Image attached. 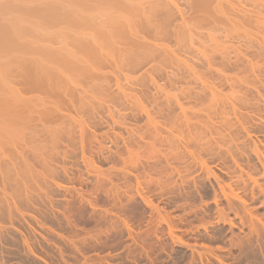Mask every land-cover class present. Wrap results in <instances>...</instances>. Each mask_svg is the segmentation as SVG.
<instances>
[{"label":"rangeland","instance_id":"rangeland-1","mask_svg":"<svg viewBox=\"0 0 264 264\" xmlns=\"http://www.w3.org/2000/svg\"><path fill=\"white\" fill-rule=\"evenodd\" d=\"M99 1L35 2L37 11L48 4L57 11L55 18L61 15L54 23L63 22L51 24L53 37L38 41L42 45L36 44V53L17 49L6 56L18 59L13 69L24 76L25 60L35 63L41 74L49 68L46 64L58 67L60 73L50 66L48 76L43 75L48 85L38 81L40 75L32 83L19 74L16 80L9 66L0 65V73L7 70L8 79L14 80L9 84L19 91L17 99L24 100L17 106L29 112L32 105V112L26 113L29 122L24 128L18 123L20 134L13 128L14 118L11 125L6 119L11 116L0 117V264H264V0H206L205 6L201 0L200 6L193 4L198 0H155L159 8L149 18L142 14L150 12L149 7L143 9L148 1L139 0L146 5L124 11L108 6L112 22L123 15L122 24L132 21L129 27L119 22L123 28L117 35L112 31L119 25L107 20L111 12ZM97 5L114 26L97 28L95 18L96 31L75 23L82 13L97 18ZM128 8L138 9V15ZM75 14L81 17L76 20ZM131 14L135 17H125ZM98 29L114 44L110 37L109 43L102 39L106 37H96L102 32ZM56 30L64 40L54 36ZM64 50L75 61L63 58ZM56 54L64 60L52 64V58L59 59ZM72 65L85 72L73 74Z\"/></svg>","mask_w":264,"mask_h":264},{"label":"bare ground","instance_id":"bare-ground-1","mask_svg":"<svg viewBox=\"0 0 264 264\" xmlns=\"http://www.w3.org/2000/svg\"><path fill=\"white\" fill-rule=\"evenodd\" d=\"M1 1V0H0ZM3 1V0H2ZM36 1H40V0H9V1H6L5 3H0V65L1 64H3L4 66L5 65H7V66H5V68L6 67H10V68H7L8 70L10 69V71H11V74H13L14 73V75L16 76V80H17V74H19L18 73V70L16 69V68H14L13 69V65H12V63H14L16 60H18L17 58L16 59H14L15 57H14V55H12L13 56V59L12 58H10V57H7L6 55H8V54H10V53H12V52H14V50H21V51H23V52H25V54H28V53H30V54H33L35 51H36V44L37 43H39L38 41H43V40H46L47 38H49V37H53L51 34H53L51 31H55L52 27L50 28V26H51V24H56V23H58V22H63L62 20L61 21H57V22H55L54 23V21H56V19H59V18H61V15L60 14H57V16H56V18H55V15H56V12L57 11H55V10H53L52 9V7L49 9L48 8V4L47 5H45L44 7L46 8V9H49L48 11H46L45 12V10L46 9H44L43 11H37V7H36V4H35V2ZM66 1V0H65ZM102 1V0H101ZM101 1H99V3L101 4ZM104 2H103V5L105 6V5H107V6H105V8H103V9H105V10H107V9H109V7L108 6H112V7H115L116 9L117 8H121V10H123L124 11V9L125 8H127L128 6L129 7H135V5H137V7H141L142 8V4H145V3H143V2H145V1H148L147 2V4L149 5V6H147L146 8L145 7H143V9H146L147 11H148V7L149 8H151V9H149L150 10V12L148 11V12H146L145 10L142 12V14H144V12L145 13H148V14H146L147 16H145V17H148L150 14L149 13H151V12H153L154 10L153 9H156L158 6H159V4H156V3H158V2H156L155 4L154 3H152V2H155V0H153V1H150V0H144L143 2H140V4L142 5V6H139L140 4L138 3V1L139 0H103ZM157 1H160V0H157ZM164 1V0H163ZM163 1H161V2H163ZM201 1H204V3H203V5L205 4V1L206 0H201ZM213 1H215V0H213ZM220 1V0H219ZM223 1H225V0H223ZM239 1V0H238ZM262 1V0H261ZM87 2V1H86ZM91 2V1H90ZM170 2V1H169ZM176 2H177V0H176ZM189 3H190V0L188 1ZM198 2H200L199 0L197 1V2H194L193 4H195V3H197L198 5H199V3ZM211 2V1H210ZM226 2V1H225ZM231 2V1H230ZM240 2V1H239ZM249 2V1H248ZM37 3V2H36ZM60 3V2H59ZM79 3V2H78ZM152 3V4H151ZM165 3V2H164ZM181 3H183V2H181ZM202 2H200V4H201ZM251 3V2H250ZM44 4V3H43ZM95 4V3H94ZM192 4V5H193ZM39 5V4H38ZM56 5V4H55ZM60 5V4H59ZM102 5V6H103ZM146 5V4H145ZM150 5H155V6H151L150 7ZM158 5V6H157ZM162 5V4H161ZM61 6V5H60ZM60 6H57V8H59ZM75 6V5H74ZM200 6V5H199ZM202 6V5H201ZM205 6V5H204ZM204 6H202V7H204ZM225 6H227V5H225ZM241 6V5H240ZM244 6V5H243ZM101 7V6H100ZM108 7V8H107ZM155 7V8H154ZM167 7H168V4H167ZM181 7V6H180ZM185 7V6H184ZM193 7H195V5H193ZM198 7V6H197ZM210 7H212L211 5H210ZM39 8V7H38ZM97 8H99V6L97 5ZM107 8V9H106ZM124 8V9H123ZM140 8V9H141ZM159 8V7H158ZM165 8H166V6H165ZM199 8V7H198ZM222 8V7H221ZM234 8H237V7H234ZM252 8V7H251ZM65 9V8H64ZM91 9H93V8H91ZM101 9H102V7H101ZM103 9L100 11V8L98 9V11H100V13L98 12L97 13V18L95 17V16H92V14H89L88 13V15H84V13H82L83 15H82V20L81 19H79L78 17H81L80 16V14L77 16L76 14V20L77 19H79V21H82V23L80 22V24H79V21H75V23L79 26V25H81V27L82 28H84V29H93L94 27H95V25H94V22H93V19L92 18H95V19H97L98 21V23H99V25H98V23L96 24L98 27L97 28H106L107 26V28L108 29H110L111 28V26H114V25H111V24H109L108 23V21L110 20L109 18H111L112 17V15L111 14H113L112 13V11H110V10H113V9H109V11H107V13L108 12H111L110 14H107V15H111V16H108V18H107V20H106V17H107V15L104 13V12H106V11H103ZM217 9V8H216ZM215 9V10H216ZM228 9V8H227ZM79 10V9H78ZM126 10H131V8H128V9H126ZM134 10H136V11H139L138 9H134ZM134 10H131V11H129V13H132V12H134ZM153 10V11H152ZM188 10V9H187ZM226 10V9H225ZM248 10V9H247ZM74 11V10H73ZM122 11V12H123ZM156 11V10H155ZM231 11V10H230ZM244 11H246V10H244ZM54 12H55V15H54ZM70 12H71V10H70ZM92 12V11H91ZM127 12V11H126ZM157 12H161V11H157ZM164 12V11H163ZM168 12V11H167ZM167 12H165L166 13V16H168L169 14L167 13ZM182 12H183V10H182ZM206 12V11H205ZM52 13H53V15H52ZM59 13V12H58ZM129 13H125V15L126 14H129ZM225 13V12H224ZM227 13V12H226ZM234 13V12H233ZM237 13V12H236ZM243 13V12H242ZM247 13H249V12H247ZM73 14V13H72ZM132 14H136V15H138V12L137 13H132ZM131 14V16L130 15H127V16H125V17H132V18H134L135 16H133ZM139 14H140V12H139ZM152 14V13H151ZM157 14V13H156ZM198 14V13H197ZM207 14V13H206ZM223 14V13H222ZM59 15V16H58ZM68 15V14H67ZM117 15V14H116ZM159 15H163V14H159ZM188 15V14H187ZM230 15V14H229ZM264 15V14H263ZM72 16V15H71ZM124 16V15H123ZM123 16H119L118 18H117V20H114V22H112L113 20H112V18H111V22H112V24H116V25H119V26H117L118 28H116V27H112L113 28V34L114 35H117V32H118V29L119 28H123L126 24H122V23H124V19H121V17L123 18ZM154 16V15H153ZM156 16V15H155ZM201 16V15H200ZM59 17V18H58ZM65 17V16H64ZM98 17H100V18H98ZM163 17H165V16H163ZM186 17V16H185ZM221 17V16H220ZM247 17H248V15H247ZM250 17V16H249ZM103 18V19H102ZM149 18V17H148ZM173 18V17H172ZM216 18V17H215ZM64 19V18H63ZM115 19V18H114ZM125 19H127V18H125ZM140 19H144V18H140ZM163 19H165V18H163ZM207 20L209 19V18H206ZM232 19V18H231ZM75 20V19H74ZM100 20V21H99ZM122 22H121V21ZM168 20H169V17H168ZM230 20V19H229ZM115 21H117V23L115 22ZM128 23H127V27H129V24L130 23H132V21L130 22L129 21V18H128ZM126 21V22H127ZM137 21V20H136ZM155 21V20H154ZM163 22L165 21V20H162ZM170 21V20H169ZM226 21H228V20H226ZM246 21V20H245ZM74 22V21H73ZM110 22V21H109ZM121 23V25H123V27L120 25V24H118V23ZM139 22H140V20H139ZM146 22V21H145ZM192 22V21H191ZM203 22V21H202ZM237 22V21H236ZM244 22V21H243ZM255 22V21H254ZM96 23V22H95ZM165 23V22H164ZM177 23H179V22H177ZM187 23V22H186ZM195 23H197V22H195ZM199 23V22H198ZM208 23H209V21H208ZM241 23V22H240ZM261 23V22H260ZM64 24V23H63ZM109 24V25H108ZM134 24V23H133ZM138 24V23H137ZM140 24V23H139ZM199 24H201V23H199ZM225 24H226V22H225ZM243 24H245V23H243ZM130 25H132V24H130ZM136 25V24H135ZM147 25H149V24H147ZM164 25V24H163ZM183 25V24H182ZM205 25V24H204ZM209 25V24H208ZM230 25V24H229ZM264 25V24H263ZM141 26V25H140ZM144 26H146V25H144ZM153 26V25H152ZM175 26V25H174ZM190 26V25H189ZM201 26H203V25H201ZM242 26V25H241ZM58 27H60V26H58ZM75 27H77L76 25H75ZM81 27H78V29H82ZM135 27H137V26H135ZM209 27V26H208ZM261 27V25L259 26V28ZM65 28V27H64ZM69 28V27H68ZM102 28V29H103ZM131 28V27H130ZM190 28V27H189ZM238 28V27H237ZM242 28V27H241ZM258 28V29H259ZM51 29H53V30H51ZM60 29V28H59ZM102 29H98L99 31H101ZM103 29V30H104ZM117 29V30H116ZM121 29H119V30H121ZM172 29V28H171ZM185 29H187V28H185ZM200 29V28H199ZM245 29V28H244ZM257 29V28H256ZM51 30V31H50ZM58 30V29H57ZM56 30V32H54L55 34H54V36L55 37H59L60 38V35L61 34H57L58 33V31H59V33L61 32V33H63V31H64V29H61V30H58L57 31ZM94 30V29H93ZM97 30V29H96ZM96 30H94V31H96ZM102 30V32H99L100 34H98L97 33V36L96 37H98V35H101L102 37H106L105 39L104 38H102L103 40H107L108 39V37H110V36H103L102 34H105V33H103L104 31ZM112 30V29H111ZM139 30V29H138ZM147 30V29H146ZM150 30V29H149ZM193 30V29H192ZM198 30V29H197ZM207 30H208V28H207ZM242 30V29H241ZM249 30V29H248ZM136 31V30H135ZM140 31V30H139ZM213 31V30H212ZM243 31V30H242ZM241 31V32H242ZM250 31V30H249ZM253 31V30H252ZM51 32V33H50ZM65 32V31H64ZM79 32H81V31H79ZM122 32H124V31H122ZM175 32V31H174ZM192 32V31H191ZM190 32V33H191ZM227 32V31H226ZM232 32H234V31H232ZM260 32H262V30L260 31ZM68 33V32H67ZM86 33V32H85ZM111 34V33H109V31H107V29H106V34ZM121 33V31L119 32V34ZM163 33V32H162ZM168 33V32H167ZM229 33V32H228ZM66 34V33H65ZM107 34V35H108ZM149 34V33H148ZM159 34V33H158ZM194 34V33H193ZM240 34V33H239ZM51 35V36H50ZM56 35H59V36H56ZM63 35V34H62ZM78 35H80V34H78ZM83 35V34H82ZM180 35V34H179ZM189 35V34H188ZM233 35V34H232ZM85 36V35H84ZM112 36V35H111ZM148 36H150V35H148ZM175 36V35H174ZM173 36V37H174ZM203 36V35H202ZM64 38H65V36H63ZM86 37V36H85ZM88 37V36H87ZM115 37V36H114ZM127 37V36H126ZM161 37V36H160ZM250 37H252V36H250ZM64 38H60L61 40H64ZM119 38V37H118ZM134 38V37H133ZM169 38V37H168ZM213 38V37H212ZM216 38V37H215ZM214 38V39H215ZM237 38H241V37H237ZM249 38V37H248ZM71 39V38H70ZM83 39V38H82ZM85 39H87V38H85ZM92 39V38H91ZM94 40H92V42L93 41H95V42H97V41H99L100 42V40H102L100 37H99V40L98 39H96L95 40V38H93ZM111 39V42H112V37H110L108 40H110ZM122 39V38H121ZM120 39V40H121ZM132 39V38H131ZM156 39V38H155ZM154 39V40H155ZM190 39V38H189ZM189 39H188V41H189ZM198 39V38H197ZM227 39H229V38H227ZM58 40V39H57ZM66 40V39H65ZM76 40H78V41H81V40H79V39H76ZM107 40V42L109 43L110 41H108ZM115 40V39H114ZM169 40V39H168ZM222 40V39H221ZM239 40H241V39H239ZM250 40V39H249ZM254 40V39H253ZM148 41V40H147ZM146 41V42H147ZM175 41V40H174ZM179 41V40H178ZM214 41V40H213ZM230 41V40H229ZM251 41V40H250ZM255 41V40H254ZM84 42H87V40H85ZM103 42V41H102ZM116 42V41H115ZM119 42V41H118ZM218 42V41H217ZM224 42V41H223ZM231 42V41H230ZM256 42V41H255ZM71 42H69V43H67V44H70ZM82 43H83V40H82ZM105 43V42H104ZM108 43L106 44H104V47H105V45H106V49H108V48H110V47H108L107 45H108ZM113 44H114V42H112ZM112 43L111 44H109V46H112ZM165 43V42H164ZM232 43V42H231ZM40 44V43H39ZM66 44V43H65ZM78 44V43H77ZM103 43H100V45H98L99 47L102 45ZM152 44V43H151ZM193 44H195V43H193ZM256 44V43H255ZM40 45H42V44H40ZM49 45H51V43L49 44ZM83 45V44H82ZM87 44H85V46H86ZM200 45V44H199ZM230 45H232V44H230ZM246 45H250V44H246ZM64 46V45H63ZM97 46V47H98ZM114 46V45H113ZM117 46H119V45H117ZM225 46V45H224ZM233 46V45H232ZM16 47V48H15ZM18 47V48H17ZM73 47V46H72ZM101 47H103V45L101 46ZM123 47V46H122ZM136 47V46H135ZM150 47V46H149ZM169 47V46H168ZM227 47H229V46H227ZM238 47V46H237ZM53 48V47H52ZM63 48L65 49V47H62V48H60L61 50H63ZM75 48V47H74ZM78 48V47H77ZM84 47H82V49H83ZM90 48V47H89ZM112 48V47H111ZM131 48V47H130ZM141 48V47H140ZM145 48V47H144ZM160 48V47H159ZM173 48V47H172ZM183 48H185V47H183ZM48 49H50V48H48ZM55 49V48H54ZM73 49V48H72ZM86 49H88V47H86ZM94 49H96V48H94ZM102 49V48H101ZM122 49V48H121ZM126 49V48H125ZM158 49V48H157ZM163 49V48H162ZM166 49V48H165ZM191 49V48H190ZM35 50V51H34ZM45 50L47 51V47H45ZM65 50H67V49H65ZM62 51V52H64L63 54H65L64 56H63V58L66 56V55H68V57H70V59H74V58H71V57H74V56H71V55H69L68 53L66 54L65 52L66 51ZM71 50V49H70ZM84 50V49H83ZM92 50V49H91ZM109 50V49H108ZM113 50H116V49H113ZM128 50H130V49H128ZM137 50H138V48H137ZM142 50V49H141ZM145 50V49H144ZM150 50H152V49H150ZM218 50V49H217ZM228 50V49H227ZM241 50V49H240ZM58 51H60V50H58ZM68 51V50H67ZM87 52H88V50H86ZM100 52H101V50H99ZM103 52H105V51H107V50H102ZM109 51H111V50H109ZM118 51H120V50H118ZM126 51V50H125ZM146 51V50H145ZM148 51V50H147ZM157 51V50H156ZM155 51V52H156ZM175 51V50H174ZM179 51V50H178ZM192 51V50H191ZM236 51H238V50H236ZM33 52V53H32ZM56 52V51H55ZM76 52V51H75ZM82 52H84V51H82ZM86 52V54H88ZM117 52V51H116ZM127 52V51H126ZM138 52V51H137ZM214 52V51H213ZM228 52V51H227ZM262 52V51H261ZM260 52V53H261ZM36 53V52H35ZM48 53H49V51H48ZM48 53L46 54V56L47 57H45V58H48L49 56H48ZM58 53V52H57ZM70 53V52H69ZM102 53V52H101ZM108 53V52H107ZM133 53V52H132ZM131 53V54H132ZM140 53V52H139ZM192 53V52H191ZM54 54V53H53ZM60 54V53H59ZM106 54V53H105ZM112 54V53H111ZM145 54V53H144ZM149 54V53H148ZM158 54H162V53H158ZM173 54V53H172ZM186 54V53H185ZM57 55V57L59 58V59H51V62H52V64H53V61L54 60H60V61H62V60H64V59H62L61 58V54L60 55H58V54H56ZM73 55V54H72ZM77 55V54H76ZM81 55V54H80ZM115 55V54H114ZM127 56H128V53L126 54ZM156 55V54H155ZM170 55H171V53H170ZM182 55H183V53H182ZM60 56V57H59ZM86 56V55H85ZM110 56H112V55H110ZM130 56H132V55H130ZM151 56H153V55H151ZM162 56V55H161ZM175 56V55H174ZM222 56V55H221ZM1 57H3V58H1ZM21 57H23V56H21ZM32 58H33V56H31ZM93 57H95V56H93ZM154 57V56H153ZM44 58V57H43ZM76 58V57H75ZM128 58V57H127ZM147 58H149V57H147ZM158 58V57H157ZM164 58H166V57H164ZM168 58H170V57H168ZM174 58H176V57H174ZM254 58V57H253ZM257 58V57H256ZM21 59H23V61H24V59L25 58H21ZM20 59V60H21ZM48 59H50V58H48ZM62 59V60H61ZM69 59V58H68ZM69 59V61H72V60H70ZM87 59V58H86ZM92 59V58H91ZM101 59V58H100ZM161 59V58H160ZM212 59H214V58H212ZM232 59V58H231ZM15 60V61H14ZM29 60H31V58H29ZM143 60V59H142ZM204 60V59H203ZM22 61V60H21ZM22 61V62H23ZM74 61H75V59H74ZM83 62H85V60H82ZM87 61V60H86ZM97 61H99V60H97ZM114 61V60H113ZM128 61V60H127ZM130 61H132V60H130ZM134 61H135V59H134ZM16 62H18V61H16ZM20 62V61H19ZM25 62H27V65H25L26 67L24 68V66H22V68L23 69H21V70H23V73L25 72V73H27L25 76L22 74V72H21V75H23L24 76V78H26V76H29L30 78H29V82L30 83H32V81H34V78H36V77H38L39 75H40V77L38 78V81H44L43 83H46L47 81H46V79H47V77H45V76H48V75H45V74H48V71L50 70V69H52V68H50V66H52V65H50V64H46V66L48 65L49 66V70L48 69H46L45 70V72L44 73H39L38 71H37V65L35 64V63H33V62H30L29 63V61H26L25 60ZM37 62V61H36ZM39 62H42V61H39ZM49 63H50V61H48ZM63 62V61H62ZM62 62H60V63H57V64H61ZM76 62H78V60L76 61ZM81 62V61H80ZM89 62V61H88ZM123 62V61H122ZM140 62V61H139ZM234 62V61H233ZM24 63V62H23ZM71 63L74 65L75 63H73V62H69V64L71 65ZM106 63H107V61H106ZM150 63V62H149ZM183 63V62H182ZM201 63V62H200ZM255 63V62H254ZM25 64V63H24ZM77 64V63H76ZM75 64V65H76ZM79 64H81V63H79ZM103 65H106V64H104V63H102ZM135 64V63H134ZM213 64V63H212ZM10 65H12V66H10ZM69 65V66H70ZM73 65H72V68H71V70L73 69L74 70V67H73ZM84 65V64H83ZM137 65V64H136ZM154 65V64H153ZM167 65H170V64H167ZM166 65V66H167ZM209 65V64H208ZM42 66V65H41ZM46 66H44L43 65V67H45L46 68ZM54 66V68L55 69H57L58 67H56L55 65H53ZM52 66V67H53ZM62 66H63V64H62ZM79 66V65H78ZM102 66V65H101ZM152 66V65H151ZM185 66V65H184ZM256 66V65H255ZM76 67V66H75ZM80 67V66H79ZM84 67V66H83ZM87 67H89V66H87ZM96 67V66H95ZM145 67V66H144ZM164 67V66H163ZM170 67V66H169ZM189 67V66H188ZM205 67V66H204ZM252 67H253V65H252ZM42 68V67H41ZM77 68V67H76ZM116 68V67H115ZM143 68V67H142ZM172 68V67H171ZM170 68V69H171ZM184 68V67H183ZM18 69H20V68H18ZM44 69V68H43ZM70 69V68H69ZM78 69V68H77ZM79 69H84V68H79ZM92 69V68H91ZM128 69V68H127ZM126 69V70H127ZM168 69V68H167ZM178 69V68H177ZM14 70H16L15 72H14ZM99 70V69H98ZM103 70V69H102ZM159 70V69H158ZM173 70H174V68H173ZM205 70V69H204ZM209 70V69H208ZM233 70V69H232ZM20 71V70H19ZM52 71H55L54 69L52 70ZM52 71H50L49 72V75H50V73L52 72ZM57 72H59L58 71V69L56 70ZM75 71V73L74 72H72L73 74H76L77 75V73H80L81 74V72H82V74H83V71H80V72H77V70L75 69L74 70ZM87 71V70H86ZM241 71V70H240ZM7 70L6 71H4V72H1L0 73V81L2 80L3 82H5L6 84H4V83H2V81H1V86H2V84H4L3 85V88H1V86H0V109H2L1 111H0V117H4V118H6L5 116H11L12 118H9V117H7L6 119H8V121H9V119H10V121H9V123L8 124H10L11 123V119H15L16 120V123L17 124H14V125H16V126H14L13 128H15V131L17 130V129H19V128H17V126L18 127H20L21 125H22V127L23 126H25L28 122H29V120L31 119L30 117H29V115L28 114H26V113H31L32 112V105L30 106V107H28L29 109V112H26V111H23V110H25L27 107H25L24 105V108H22V107H19V106H17V105H19L22 101H19V100H23V99H20L19 98V100L17 99V96H18V94L17 93H19V91H16L13 87H11L10 86V80L8 79V77H7ZM41 72V71H40ZM56 72V73H57ZM62 72H64V71H62ZM77 72V73H76ZM85 72V71H84ZM91 72H93V71H91ZM103 72V71H102ZM127 72H129V71H127ZM171 72V71H170ZM53 74H55L56 75V73H54V72H52ZM51 73V74H52ZM60 73V72H59ZM86 73H88V72H86ZM85 73V74H86ZM110 73H111V71H110ZM113 73H115V72H113ZM118 73H120V72H118ZM196 73V72H195ZM52 74V75H53ZM122 74H124V73H122ZM156 74V73H155ZM163 74V73H162ZM239 74V73H238ZM20 74H19V76H21ZM43 75H45V76H43ZM51 75V76H52ZM61 75H66V74H61ZM96 75V74H95ZM121 75V74H120ZM127 75V74H126ZM176 75V74H175ZM194 75V74H193ZM213 75V74H212ZM222 75V74H221ZM124 76V75H123ZM14 77V76H13ZM70 77V76H69ZM84 77V76H83ZM133 77V76H132ZM138 77V76H137ZM175 77V76H174ZM193 77V76H192ZM224 77V76H223ZM230 77H232V76H230ZM235 77V76H234ZM10 78V77H9ZM52 77H50L49 79H51ZM218 78V77H217ZM256 78V77H255ZM10 79H12V78H10ZM14 79H15V77H14ZM27 79V78H26ZM48 79V81H52V80H49ZM53 79V78H52ZM102 79H104V78H102ZM126 79V78H125ZM134 79V78H133ZM162 79V78H161ZM160 79V80H161ZM175 80H176V78H174ZM236 79V78H235ZM246 79V78H245ZM253 79V78H252ZM101 80V79H100ZM145 80H146V78H145ZM172 80V79H171ZM231 80V79H230ZM261 80V79H260ZM10 81V82H9ZM13 82H14V80H12ZM55 81V80H54ZM169 81V80H168ZM195 81V80H194ZM217 81V80H216ZM13 82H11V83H13ZM28 82V81H27ZM55 82H57V80L55 81ZM120 82V81H119ZM133 82H135V81H133ZM187 82V81H186ZM211 82H214V81H211ZM254 82V81H253ZM18 83V82H17ZM43 83H42V85H43ZM52 84H53V81L51 82ZM150 83V82H149ZM168 83V82H167ZM178 83V82H177ZM188 83V82H187ZM226 83V82H225ZM242 83H244V82H242ZM19 84V83H18ZM47 84V83H46ZM77 84V83H76ZM125 84V83H124ZM127 84V83H126ZM186 84V83H185ZM203 84V83H202ZM223 84V83H222ZM5 85H7L5 88H4V86ZM48 85V84H47ZM78 85V84H77ZM242 85V84H241ZM107 86V85H106ZM136 86V85H135ZM176 86V85H175ZM260 86V85H259ZM259 86H257V87H259ZM102 87V86H101ZM137 87V86H136ZM171 87V86H170ZM218 87V86H217ZM24 88H26V87H24ZM28 88H30V87H28ZM56 88V87H55ZM126 88H128V87H126ZM159 88V87H158ZM168 88V87H167ZM213 88V87H212ZM211 88V89H212ZM232 88V87H231ZM248 88V87H247ZM4 89V90H3ZM5 89H7V90H5ZM51 89V88H50ZM76 89V88H75ZM109 89V88H108ZM160 89H162V88H160ZM181 89V88H180ZM216 89V88H215ZM35 90V89H34ZM139 90V89H138ZM141 90V89H140ZM172 90V89H171ZM188 90V89H187ZM226 90H227V88H226ZM3 91H5L6 92V94L3 92ZM122 91V90H121ZM182 91V90H181ZM240 91V90H239ZM100 92V91H99ZM180 92V91H179ZM210 92V91H209ZM215 92H216V90H215ZM227 92V91H226ZM168 93V92H167ZM166 93V94H167ZM182 93H184V92H182ZM188 93V92H187ZM238 93V92H237ZM247 93V92H246ZM252 93V92H251ZM20 94V93H19ZM24 94H25V91H24ZM56 94V93H55ZM102 94V93H101ZM161 94V93H160ZM57 95V94H56ZM60 95V94H59ZM169 95V94H168ZM221 95V94H220ZM243 95V94H242ZM106 96V95H105ZM174 96V95H173ZM187 95H185V97H186ZM227 96V95H226ZM247 96V95H246ZM252 96V95H251ZM19 97V96H18ZM60 97H62L61 95H60ZM160 97H162V96H160ZM216 97V96H215ZM238 97V96H237ZM249 97V96H248ZM255 97H257V96H255ZM29 98H35V96H33V97H29ZM39 98H41V97H39ZM127 98V97H126ZM234 98H235V96H234ZM259 98V97H258ZM17 99V100H16ZM28 99V98H27ZM79 99V98H78ZM106 99V98H105ZM163 99V98H162ZM236 99V98H235ZM33 100V99H32ZM212 99H210V101H211ZM18 101V102H17ZM24 101V100H23ZM79 101V100H78ZM104 101V100H103ZM107 101V100H106ZM41 102V101H40ZM109 102V101H108ZM120 102H121V100H120ZM177 102H179V101H177ZM176 102V103H177ZM256 102V101H255ZM25 103H27V102H25ZM48 103V102H47ZM114 103V102H113ZM138 103H140V102H138ZM159 103H161V102H159ZM254 103V102H253ZM16 104V105H15ZM24 104V103H23ZM40 104V103H39ZM55 104V103H54ZM58 104V103H57ZM105 104V103H104ZM185 104V103H184ZM245 104V103H244ZM252 104V103H251ZM78 105H80V104H78ZM100 105V104H99ZM135 105V104H134ZM140 105H141V103H140ZM154 105V104H153ZM164 105V104H163ZM171 105V104H170ZM248 105H250V104H248ZM28 106V105H27ZM41 106H43V105H41ZM74 106H75V104H74ZM93 106V105H92ZM118 106H120V105H118ZM256 106V105H255ZM19 107V108H18ZM38 107V106H37ZM55 107H57V106H55ZM142 107V106H141ZM181 106H178V108H180ZM103 108H105L106 109V107H105V105H104V107ZM136 108V107H135ZM167 108V107H166ZM171 108V107H170ZM184 108V107H183ZM258 108V107H257ZM22 109V110H21ZM39 109V108H38ZM64 109V108H63ZM83 109V108H82ZM95 109V108H94ZM129 109V108H128ZM149 109V108H148ZM153 109V108H152ZM252 109V108H251ZM57 110V109H56ZM97 110V109H96ZM124 110V109H123ZM131 110V109H130ZM146 110V109H145ZM246 110V109H245ZM122 111V110H121ZM162 111V110H161ZM259 111H261V110H259ZM23 112H25L24 114H23ZM43 112H45V111H43ZM66 112V111H65ZM107 112V111H106ZM140 112V111H139ZM157 112V111H156ZM167 112H169V111H167ZM262 112V111H261ZM3 113H4V115H3ZM46 113H48V112H46ZM59 113H61V112H59ZM175 113V112H174ZM27 115V116H25L24 117V115ZM184 114V113H183ZM246 114V113H245ZM96 115V114H95ZM139 115V114H138ZM143 115V114H142ZM153 115V114H152ZM65 116V115H64ZM109 116V115H108ZM115 116V115H114ZM155 116H157V115H155ZM158 116H159V114H158ZM196 116V115H195ZM28 117V118H27ZM127 117V116H126ZM135 117H137V116H135ZM175 117V116H174ZM27 118V119H26ZM41 118V117H40ZM72 118V117H71ZM124 118V117H123ZM153 118V117H152ZM194 118V117H193ZM34 119V118H33ZM44 119V118H43ZM112 119V118H111ZM154 119V118H153ZM250 119V118H249ZM2 120V119H1ZM55 120V119H54ZM53 120V121H54ZM132 120V119H131ZM141 120V119H140ZM230 120V119H229ZM257 120V119H256ZM18 121V122H17ZM27 121V122H26ZM31 121H33V120H31ZM232 121V120H231ZM251 121V120H250ZM4 122V121H3ZM2 122V123H3ZM146 122V121H145ZM0 123H1V121H0ZM1 123V124H2ZM13 123H15V121H13ZM18 123H23V124H20V126L18 125ZM37 123H39V122H37ZM41 123V122H40ZM54 123H56V122H54ZM188 123V122H187ZM224 123V122H223ZM6 124V123H5ZM117 124H119V123H117ZM122 124H124V123H122ZM189 124V123H188ZM260 124V123H259ZM11 125H12V123H11ZM31 125V124H30ZM46 125V124H45ZM120 125V124H119ZM119 125H117V126H119ZM154 125V124H153ZM261 125H264V124H261ZM113 126H115V125H113ZM123 126V125H122ZM127 126V125H126ZM129 126V125H128ZM156 126V125H155ZM154 126V127H155ZM256 126V125H255ZM5 127V126H4ZM42 127V126H41ZM264 127V126H263ZM1 128H3V127H1ZM10 128V127H9ZM21 128V127H20ZM24 128V127H23ZM22 128V129H23ZM134 128V127H133ZM191 128V127H190ZM234 128V127H233ZM232 128V129H233ZM21 129V130H22ZM39 129V128H38ZM53 129V128H52ZM61 129V128H60ZM153 129V128H152ZM239 129H241V128H239ZM262 129V128H261ZM14 130V129H13ZM20 129L19 130H17V132H19V131H21ZM40 131H41V129H39ZM82 130V129H81ZM132 130H134V129H132ZM146 130H148V129H146ZM154 130V129H153ZM15 131H12V132H15ZM53 131V130H52ZM56 131V130H55ZM60 131V130H59ZM62 131V130H61ZM131 131V130H130ZM135 131V130H134ZM236 131V130H235ZM259 131V130H258ZM262 131V130H261ZM29 132V131H28ZM27 132V133H28ZM157 132H159V130H157ZM177 132V131H176ZM257 132V131H256ZM59 133H61V132H59ZM133 133V132H132ZM147 133V132H146ZM225 133V132H224ZM240 133V132H239ZM246 133V132H245ZM7 135H8V133H6ZM14 134V133H13ZM19 134H20V132H19ZM33 134V133H32ZM83 134V133H82ZM121 134V133H120ZM179 134V133H178ZM260 134V133H259ZM10 135V134H9ZM48 135H50V134H48ZM47 135V136H48ZM56 135H59V134H56ZM55 135V136H56ZM132 135V134H131ZM244 135V134H243ZM45 136V135H44ZM51 136V135H50ZM233 136V135H232ZM11 137V136H10ZM28 137V136H27ZM235 137V136H234ZM25 138V137H24ZM55 138V137H54ZM216 138V137H215ZM239 138H241V137H239ZM81 139V138H80ZM119 139H121V138H119ZM227 139H229V138H227ZM44 140V139H43ZM177 140H179V139H177ZM244 140V139H243ZM130 141V140H129ZM224 141V140H223ZM97 142V141H96ZM104 142V141H103ZM180 142V141H179ZM218 142V141H217ZM222 142V141H221ZM229 142H231V141H229ZM256 142H258V141H256ZM24 143V142H23ZM43 143V142H42ZM52 143V142H51ZM135 143V142H134ZM246 143V142H245ZM13 144V143H12ZM52 144H54V143H52ZM172 144V143H171ZM214 144H216V142L214 143ZM226 144V143H225ZM250 144H251V142H250ZM3 145V144H2ZM27 145V144H26ZM59 145V144H58ZM75 145V144H74ZM129 145H130V143H129ZM252 145V144H251ZM52 147V146H51ZM77 147V146H76ZM85 147V146H84ZM99 147H100V145H99ZM98 147V148H99ZM57 148V147H56ZM74 148V147H73ZM136 148V147H135ZM210 148V147H209ZM243 147H241V149H242ZM2 149V148H1ZM52 149V148H51ZM83 149V148H82ZM84 149H87V148H84ZM83 149V150H84ZM236 149V148H235ZM253 149V148H252ZM256 149V148H255ZM262 149V148H261ZM27 150H29V149H27ZM43 150V149H42ZM89 150H90V148H89ZM246 150V149H245ZM259 150V149H258ZM101 151V150H100ZM256 151V150H255ZM67 152H69V151H67ZM87 151H85V153H86ZM98 152V151H97ZM118 152H120V151H118ZM123 152V151H122ZM21 153V152H20ZM58 153V152H57ZM91 153V152H90ZM243 153V152H242ZM252 153V152H251ZM32 154V153H31ZM42 154V153H41ZM53 154V153H52ZM60 154V153H59ZM70 155H71V153H69ZM84 154V153H83ZM97 154V153H96ZM101 154V153H100ZM124 154V153H123ZM219 154H221V153H219ZM258 154V153H257ZM0 155H1V153H0ZM47 155V154H46ZM76 155V154H75ZM94 155V154H93ZM214 155V154H213ZM249 155V154H248ZM48 156V155H47ZM258 156V155H257ZM52 157V156H51ZM60 157V156H59ZM119 157V156H118ZM244 157V156H243ZM250 157V156H249ZM33 158V157H32ZM54 158V157H53ZM56 158V157H55ZM65 158V157H64ZM85 158V157H84ZM121 158V157H120ZM260 158V157H259ZM258 158V159H259ZM15 159V158H14ZM51 159V158H50ZM113 159V158H112ZM117 159V158H116ZM132 159V158H131ZM263 159V158H262ZM24 160V159H23ZM30 160H32V159H30ZM236 160H238V159H236ZM242 160V159H241ZM251 160V159H250ZM61 161V160H60ZM91 161V160H90ZM243 161V160H242ZM42 162V161H41ZM46 162V161H45ZM48 162V161H47ZM52 162V161H51ZM56 163V162H55ZM91 163V162H90ZM112 163H114V162H112ZM259 163V162H258ZM258 163H256V164H258ZM21 164V163H20ZM38 164V163H37ZM69 164V163H68ZM76 164V163H75ZM254 165V164H253ZM28 166V165H27ZM48 166V165H47ZM93 166H95V165H93ZM98 166V165H97ZM20 167V166H19ZM30 168H31V166H29ZM35 167V166H34ZM42 167H44V166H42ZM54 167H55V165H54ZM88 167V166H87ZM100 167V166H99ZM52 168V167H51ZM60 168V167H59ZM67 168V167H66ZM65 168V169H66ZM109 168V167H108ZM256 168V167H255ZM258 168V167H257ZM19 169V168H18ZM17 169V170H18ZM64 169V168H63ZM97 169H99V168H97ZM28 170V169H27ZM88 170H91V169H88ZM38 171V170H37ZM69 171V170H68ZM98 171V170H97ZM96 171V172H97ZM101 171V170H100ZM46 172V171H45ZM74 172V171H73ZM80 172V171H79ZM233 172V171H232ZM108 173V172H107ZM166 173V172H165ZM168 173H170V172H168ZM41 174V173H40ZM54 174H56V173H54ZM66 174V173H65ZM110 174V173H109ZM102 175V174H101ZM104 175V174H103ZM245 175V174H244ZM39 176V175H38ZM31 177H33V176H31ZM73 177H74V175H73ZM44 178V177H43ZM77 179V178H76ZM75 179V180H76ZM67 180V179H66ZM79 180V179H78ZM77 180V181H78ZM229 180V179H228ZM251 180V179H250ZM236 181V180H235ZM46 181H44V183H45ZM73 182V181H72ZM149 182H151V181H149ZM238 182V181H237ZM249 182V181H248ZM233 183V182H232ZM236 183V182H235ZM25 184V183H24ZM40 184V183H39ZM52 184V183H51ZM67 184H69V183H67ZM104 184V183H103ZM155 184V183H154ZM95 185H96V183H95ZM229 185V184H228ZM227 187V186H226ZM59 188V187H58ZM60 188H64V187H60ZM96 188V187H95ZM234 188V187H233ZM254 188V187H253ZM16 189V188H15ZM42 189V188H41ZM155 189V188H154ZM238 189V188H237ZM195 190V189H194ZM248 190V189H247ZM13 191H15V190H13ZM55 191H57V190H55ZM73 191H75L74 189H73ZM159 191V190H158ZM172 191H174V190H172ZM193 191V190H192ZM231 191H233V190H231ZM27 192V191H26ZM66 192V191H65ZM89 192H91V191H89ZM138 192V191H137ZM185 192H187V191H185ZM225 192V191H224ZM235 192H237V191H235ZM253 192V191H252ZM72 193V192H71ZM74 193V192H73ZM131 193H133V192H131ZM173 193H176V192H173ZM55 194V193H54ZM57 194V193H56ZM75 194V193H74ZM145 194V193H144ZM204 194V193H203ZM14 195V194H13ZM72 195V194H71ZM82 195V194H81ZM86 195V194H85ZM85 195H83V196H85ZM237 195V194H236ZM74 196V195H73ZM77 196H79V195H77ZM234 196H235V194H234ZM52 197V196H51ZM138 197V196H137ZM136 197V198H137ZM237 197V196H236ZM250 197H252V195L250 196ZM264 197V196H263ZM98 198V197H97ZM141 198V197H140ZM182 198H184V197H182ZM244 198V197H243ZM90 199V198H89ZM228 199H230V198H228ZM232 199V198H231ZM236 199V198H235ZM52 200V199H51ZM77 200V199H76ZM256 200V199H255ZM101 201V200H100ZM114 201V200H113ZM145 201H147V200H145ZM213 201H215V200H213ZM244 201V200H243ZM252 201V200H251ZM103 202V201H102ZM258 202V201H257ZM53 203V202H52ZM78 203V202H77ZM96 203V202H95ZM235 203V202H234ZM51 204V203H50ZM138 204V203H137ZM217 204V203H216ZM240 203H238V205H239ZM255 203H253V205H254ZM58 205V204H57ZM144 205H145V202H144ZM233 205H236V204H233ZM238 205H236V206H238ZM250 205V204H249ZM252 205V204H251ZM90 206V205H89ZM110 206V205H109ZM139 206V205H138ZM256 207V206H255ZM14 208V207H13ZM104 208V207H103ZM119 208V207H118ZM239 208H241V207H239ZM242 208H243V206H242ZM241 208V209H242ZM116 209V208H115ZM219 210H220V208H218ZM238 209V208H237ZM241 209H239V210H241ZM96 210V209H95ZM98 210V209H97ZM114 211V210H113ZM216 211V210H215ZM102 212V211H101ZM104 212H105V210H104ZM117 212H119V211H117ZM165 212H166V210H165ZM85 213H87V212H85ZM106 213V212H105ZM73 214V213H72ZM143 214V213H142ZM166 214V213H165ZM170 214V213H169ZM187 214V213H186ZM249 214V213H248ZM167 215V214H166ZM165 215V216H166ZM88 216V215H87ZM222 216V215H221ZM132 217V216H131ZM137 218H139V217H137ZM168 218V217H167ZM167 218H165V219H167ZM114 219V218H113ZM250 219V218H249ZM252 219H254V218H252ZM109 220V219H108ZM129 220V219H128ZM137 220V219H136ZM140 220V219H139ZM173 220V219H172ZM133 221V220H132ZM220 221V220H219ZM85 223H86V221H84ZM167 222V221H166ZM124 223V222H123ZM176 223V222H175ZM175 223H172L173 225H176ZM251 223H252V221H251ZM135 225V224H134ZM255 225V224H254ZM125 226V225H124ZM255 226H257V225H255ZM174 227V226H173ZM175 228V227H174ZM251 228V227H250ZM172 229V228H171ZM169 230V229H168ZM252 230V229H251ZM163 231V230H162ZM172 231H174V230H172ZM165 232V231H164ZM166 232H168V231H166ZM158 233H159V231H158ZM175 233V232H174ZM259 233V232H258ZM173 235V234H172ZM96 236V235H95ZM171 236V235H170ZM181 236V235H180ZM253 236V235H252ZM136 236H133V238H135ZM169 238V237H168ZM172 238V237H171ZM249 238V237H248ZM96 239V238H95ZM245 239V238H244ZM178 240V239H177ZM133 241V240H132ZM153 241V240H152ZM246 241V240H245ZM158 242V241H157ZM161 242V241H160ZM250 242V241H249ZM197 244V243H196ZM193 245V244H192ZM251 245V244H250ZM164 247V246H163ZM145 248V247H144ZM155 248V247H154ZM250 248V247H249ZM152 249V248H151ZM163 249V248H162ZM159 250H161V249H159ZM144 251V250H143ZM149 251H151V250H149ZM163 251V250H162ZM255 253V252H254ZM163 256V255H162ZM201 258V257H200ZM153 259V258H152ZM159 259V258H158ZM209 261V260H208ZM207 262V261H206ZM207 264V263H206Z\"/></svg>","mask_w":264,"mask_h":264}]
</instances>
